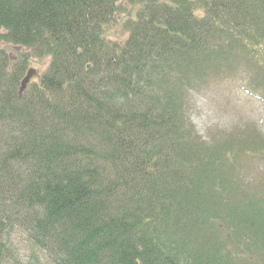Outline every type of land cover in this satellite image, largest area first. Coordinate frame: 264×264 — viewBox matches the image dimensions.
I'll use <instances>...</instances> for the list:
<instances>
[{
    "label": "trees",
    "instance_id": "trees-1",
    "mask_svg": "<svg viewBox=\"0 0 264 264\" xmlns=\"http://www.w3.org/2000/svg\"><path fill=\"white\" fill-rule=\"evenodd\" d=\"M0 45V264H264L242 175L264 136L208 142L185 115L223 79L264 90V0H0Z\"/></svg>",
    "mask_w": 264,
    "mask_h": 264
},
{
    "label": "rangeland",
    "instance_id": "rangeland-1",
    "mask_svg": "<svg viewBox=\"0 0 264 264\" xmlns=\"http://www.w3.org/2000/svg\"><path fill=\"white\" fill-rule=\"evenodd\" d=\"M129 10L126 7V11L119 12L111 25L105 26L106 40L120 43L127 39V30L123 23L128 20L129 15L126 12ZM0 49L7 51L12 65L18 64L20 56L13 52L15 50L6 45H0ZM19 50L21 54L28 53L27 50ZM48 65V59L38 60L31 57L23 78L31 69L36 70L38 75L42 76ZM38 75H32V83L39 80ZM245 80L243 75H239L236 80L223 79L190 93L185 115L199 137L209 142L219 139V136L223 137L224 133H230L244 126L254 128L264 136V102L262 100L264 90L257 88L255 92L249 90V83H245ZM242 175L250 188L264 189V163L257 164V166L244 164ZM15 243L20 245L16 240ZM23 246L26 245L23 244ZM21 254L24 260L29 262L30 251L21 247ZM39 255L41 264H51L45 256Z\"/></svg>",
    "mask_w": 264,
    "mask_h": 264
},
{
    "label": "water",
    "instance_id": "water-1",
    "mask_svg": "<svg viewBox=\"0 0 264 264\" xmlns=\"http://www.w3.org/2000/svg\"><path fill=\"white\" fill-rule=\"evenodd\" d=\"M32 75H33V73L30 72L28 74L27 78L25 80H23L24 82L22 83V88H21V92H20L21 94L25 90L26 85L28 84V82H29L30 78L32 77Z\"/></svg>",
    "mask_w": 264,
    "mask_h": 264
}]
</instances>
